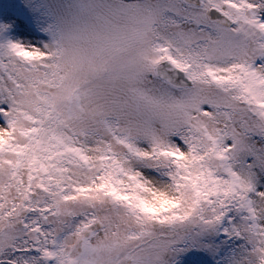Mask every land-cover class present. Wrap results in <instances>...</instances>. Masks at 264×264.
<instances>
[{"label": "snow or ice", "instance_id": "6c2138e0", "mask_svg": "<svg viewBox=\"0 0 264 264\" xmlns=\"http://www.w3.org/2000/svg\"><path fill=\"white\" fill-rule=\"evenodd\" d=\"M0 264H264V0H0Z\"/></svg>", "mask_w": 264, "mask_h": 264}]
</instances>
